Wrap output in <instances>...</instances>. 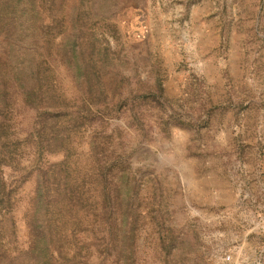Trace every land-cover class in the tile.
I'll use <instances>...</instances> for the list:
<instances>
[{"label":"rangeland","instance_id":"374dc122","mask_svg":"<svg viewBox=\"0 0 264 264\" xmlns=\"http://www.w3.org/2000/svg\"><path fill=\"white\" fill-rule=\"evenodd\" d=\"M141 6L108 35L121 80L102 122L135 170L139 264H264V0ZM54 69L75 110L81 94L63 66ZM18 121L24 136L31 118ZM100 122L75 144L81 158ZM34 182L20 188L14 211L19 247Z\"/></svg>","mask_w":264,"mask_h":264},{"label":"trees","instance_id":"16d2710c","mask_svg":"<svg viewBox=\"0 0 264 264\" xmlns=\"http://www.w3.org/2000/svg\"><path fill=\"white\" fill-rule=\"evenodd\" d=\"M142 3L0 0V264H139L135 170L102 122L115 107L108 93L121 80L108 35ZM59 65L81 94L75 110L65 102ZM25 114L30 127L21 136ZM97 119L81 158L75 144ZM51 153L62 160L47 161ZM33 176L26 245L19 247L14 211ZM172 232L163 234L165 247Z\"/></svg>","mask_w":264,"mask_h":264}]
</instances>
